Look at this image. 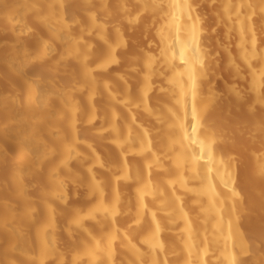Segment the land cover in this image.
Wrapping results in <instances>:
<instances>
[{
  "label": "bare ground",
  "instance_id": "1",
  "mask_svg": "<svg viewBox=\"0 0 264 264\" xmlns=\"http://www.w3.org/2000/svg\"><path fill=\"white\" fill-rule=\"evenodd\" d=\"M0 23V264H264V0Z\"/></svg>",
  "mask_w": 264,
  "mask_h": 264
},
{
  "label": "rangeland",
  "instance_id": "2",
  "mask_svg": "<svg viewBox=\"0 0 264 264\" xmlns=\"http://www.w3.org/2000/svg\"><path fill=\"white\" fill-rule=\"evenodd\" d=\"M0 39H3V41H4L6 39V36L4 34H2V35L0 34Z\"/></svg>",
  "mask_w": 264,
  "mask_h": 264
}]
</instances>
